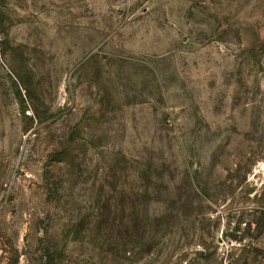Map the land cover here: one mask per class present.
I'll return each mask as SVG.
<instances>
[{"label":"rangeland","instance_id":"1","mask_svg":"<svg viewBox=\"0 0 264 264\" xmlns=\"http://www.w3.org/2000/svg\"><path fill=\"white\" fill-rule=\"evenodd\" d=\"M1 264H264V0H0Z\"/></svg>","mask_w":264,"mask_h":264},{"label":"built area","instance_id":"2","mask_svg":"<svg viewBox=\"0 0 264 264\" xmlns=\"http://www.w3.org/2000/svg\"><path fill=\"white\" fill-rule=\"evenodd\" d=\"M2 41H3V33L0 30V49L2 47ZM0 264H1V262H0Z\"/></svg>","mask_w":264,"mask_h":264}]
</instances>
